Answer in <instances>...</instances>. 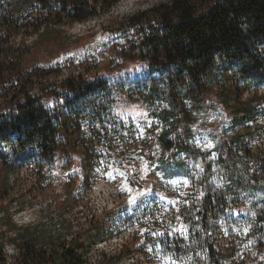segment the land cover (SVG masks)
Wrapping results in <instances>:
<instances>
[{
	"label": "rangeland",
	"instance_id": "374dc122",
	"mask_svg": "<svg viewBox=\"0 0 264 264\" xmlns=\"http://www.w3.org/2000/svg\"><path fill=\"white\" fill-rule=\"evenodd\" d=\"M173 1L117 0L69 23L35 0H0V50L44 90L63 146L0 156L11 264L23 232L49 249L88 244L87 264H208L211 246L223 264H264V86L232 92L239 82L214 72L205 92H168L139 41ZM209 194L230 207L203 224Z\"/></svg>",
	"mask_w": 264,
	"mask_h": 264
},
{
	"label": "trees",
	"instance_id": "16d2710c",
	"mask_svg": "<svg viewBox=\"0 0 264 264\" xmlns=\"http://www.w3.org/2000/svg\"><path fill=\"white\" fill-rule=\"evenodd\" d=\"M35 1L46 15L72 23L86 20L98 9L109 10L117 0ZM152 12L157 20L141 28L140 55L160 69L168 92H205L214 72L239 82L230 86L232 92L264 86V0H174ZM16 55L10 49L0 50V156L30 150L49 158L63 149L58 129L42 104L44 90L36 93L28 80L19 82L20 73L12 75L16 69L7 59ZM229 207L224 196L209 194L198 216L206 224ZM255 223L264 230V216ZM24 235L11 240L19 250L14 264H87L88 244L71 242L49 249L38 237ZM7 243L0 232V264H11ZM208 264H223L213 246Z\"/></svg>",
	"mask_w": 264,
	"mask_h": 264
},
{
	"label": "bare ground",
	"instance_id": "6f19581e",
	"mask_svg": "<svg viewBox=\"0 0 264 264\" xmlns=\"http://www.w3.org/2000/svg\"><path fill=\"white\" fill-rule=\"evenodd\" d=\"M132 3H134V1H131V2L127 3V5H125V7H123L122 9L127 8V6H129V5L132 4ZM122 9H121V10H122ZM103 188H104V186H103V185H100V186L97 188V191H101Z\"/></svg>",
	"mask_w": 264,
	"mask_h": 264
},
{
	"label": "crops",
	"instance_id": "0c3cea01",
	"mask_svg": "<svg viewBox=\"0 0 264 264\" xmlns=\"http://www.w3.org/2000/svg\"><path fill=\"white\" fill-rule=\"evenodd\" d=\"M229 143H225V148L223 149L224 151H227V147H228ZM233 146H238V142L235 141V143H233ZM231 147V146H229Z\"/></svg>",
	"mask_w": 264,
	"mask_h": 264
}]
</instances>
